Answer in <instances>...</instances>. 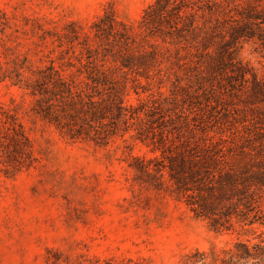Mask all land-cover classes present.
<instances>
[{
  "label": "trees",
  "instance_id": "1",
  "mask_svg": "<svg viewBox=\"0 0 264 264\" xmlns=\"http://www.w3.org/2000/svg\"><path fill=\"white\" fill-rule=\"evenodd\" d=\"M15 19L0 9V82L29 97L35 117L71 141L106 147L129 135L151 148L153 157L126 153L135 180L169 188L213 231L264 218V167L251 163L247 146L206 137L197 122L217 108L227 115L260 105L264 126V75L235 57L243 41L257 39L264 51V0H154L135 25L105 12L87 28L43 31L33 50ZM0 160L16 171L37 161L16 113L1 103ZM235 246L243 251L230 264H264V247ZM194 255L204 264V254Z\"/></svg>",
  "mask_w": 264,
  "mask_h": 264
},
{
  "label": "rangeland",
  "instance_id": "2",
  "mask_svg": "<svg viewBox=\"0 0 264 264\" xmlns=\"http://www.w3.org/2000/svg\"><path fill=\"white\" fill-rule=\"evenodd\" d=\"M153 1L0 0V9L16 16L23 44L32 47L43 31H58L71 22L87 28L105 12L135 25ZM263 29L258 33L264 36ZM235 57L259 78L264 75V51L257 39L237 45ZM129 99L135 102L133 92ZM0 103L16 113L37 160L17 171L0 160V264H202L196 252L204 254V264H230L231 256L243 251L237 243L253 254L259 252L255 245L264 247L263 217L250 227L216 232L169 188L156 190L136 181L126 153H155L129 135L106 147L71 141L35 117L30 98L5 82H0ZM243 109L226 115L217 108L197 122L206 137L247 146L251 163L260 162L262 169L263 107ZM258 261L234 258L232 263Z\"/></svg>",
  "mask_w": 264,
  "mask_h": 264
}]
</instances>
